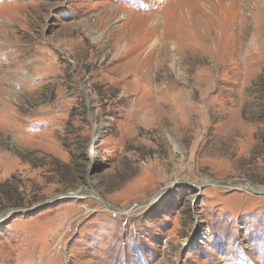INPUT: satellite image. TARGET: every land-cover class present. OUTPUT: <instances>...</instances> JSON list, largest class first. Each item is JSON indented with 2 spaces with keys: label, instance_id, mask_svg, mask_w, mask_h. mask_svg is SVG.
<instances>
[{
  "label": "rangeland",
  "instance_id": "374dc122",
  "mask_svg": "<svg viewBox=\"0 0 264 264\" xmlns=\"http://www.w3.org/2000/svg\"><path fill=\"white\" fill-rule=\"evenodd\" d=\"M0 264H264V0H0Z\"/></svg>",
  "mask_w": 264,
  "mask_h": 264
},
{
  "label": "water",
  "instance_id": "95a60500",
  "mask_svg": "<svg viewBox=\"0 0 264 264\" xmlns=\"http://www.w3.org/2000/svg\"><path fill=\"white\" fill-rule=\"evenodd\" d=\"M232 181H235V179H231V180H227V181H224V182H220V183H222V184H227V183H230V182H232ZM212 183H213V181H211ZM243 182L244 183H247L246 181H244L243 180ZM80 190H78V191H75V192H71V193H66L65 195L66 196H73V195H76V193H78ZM254 191V190H253ZM255 194H261V192H258V191H256L255 190ZM23 210H21L20 212H22ZM117 211H120V210H117ZM122 211V210H121ZM120 211V212H121Z\"/></svg>",
  "mask_w": 264,
  "mask_h": 264
},
{
  "label": "bare ground",
  "instance_id": "6f19581e",
  "mask_svg": "<svg viewBox=\"0 0 264 264\" xmlns=\"http://www.w3.org/2000/svg\"><path fill=\"white\" fill-rule=\"evenodd\" d=\"M248 187H251V186L248 185Z\"/></svg>",
  "mask_w": 264,
  "mask_h": 264
}]
</instances>
